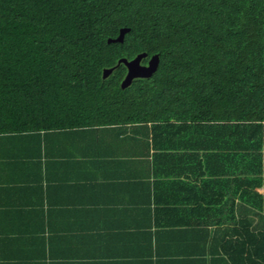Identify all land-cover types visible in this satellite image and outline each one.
Returning <instances> with one entry per match:
<instances>
[{"label":"trees","instance_id":"trees-1","mask_svg":"<svg viewBox=\"0 0 264 264\" xmlns=\"http://www.w3.org/2000/svg\"><path fill=\"white\" fill-rule=\"evenodd\" d=\"M143 53L159 69L124 89ZM116 125L156 149L201 135L218 184L264 213V0H0V135ZM220 233L224 263L264 264L253 220Z\"/></svg>","mask_w":264,"mask_h":264},{"label":"crops","instance_id":"crops-1","mask_svg":"<svg viewBox=\"0 0 264 264\" xmlns=\"http://www.w3.org/2000/svg\"><path fill=\"white\" fill-rule=\"evenodd\" d=\"M42 134L0 135V264H226L224 227L264 230L199 134L159 149L144 125Z\"/></svg>","mask_w":264,"mask_h":264},{"label":"water","instance_id":"water-1","mask_svg":"<svg viewBox=\"0 0 264 264\" xmlns=\"http://www.w3.org/2000/svg\"><path fill=\"white\" fill-rule=\"evenodd\" d=\"M127 31V29L121 30L119 37L116 39H109L108 43L122 42ZM146 58H148L147 54L143 53L131 61H128L127 59H121L119 61L118 65L124 64L127 68V75L125 77L126 79L122 85L124 89L130 87L136 79L151 78L157 72L160 66V56L156 55L152 57L149 64L144 65L143 59ZM112 71L113 69L105 70L104 78H107L112 73Z\"/></svg>","mask_w":264,"mask_h":264}]
</instances>
